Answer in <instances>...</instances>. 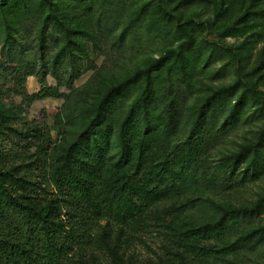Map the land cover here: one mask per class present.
<instances>
[{
  "label": "rangeland",
  "instance_id": "1",
  "mask_svg": "<svg viewBox=\"0 0 264 264\" xmlns=\"http://www.w3.org/2000/svg\"><path fill=\"white\" fill-rule=\"evenodd\" d=\"M148 86L145 161L111 175ZM80 166L121 222L69 264H264V0H0V169L65 218Z\"/></svg>",
  "mask_w": 264,
  "mask_h": 264
},
{
  "label": "trees",
  "instance_id": "2",
  "mask_svg": "<svg viewBox=\"0 0 264 264\" xmlns=\"http://www.w3.org/2000/svg\"><path fill=\"white\" fill-rule=\"evenodd\" d=\"M149 69L138 72L137 76L143 73L150 76ZM15 93L32 101L50 96L45 90L25 95L16 89ZM152 96L148 86L146 93L132 104V119H128L122 132V155L109 167V174H122L132 164L135 153L140 164L145 161V148L141 144L153 132L141 133L135 115ZM85 173L81 166L78 170L69 167L57 178V187L67 203L70 201L64 195L67 192L77 199L76 205L67 204L69 209L64 218L60 198L56 204L53 199L33 195L31 191L19 194L7 183L9 172L0 169V264H69L73 248L90 243V231L95 224L107 221L113 229L112 224L121 222L122 201L110 196L93 175L86 177ZM150 183L144 180L143 187L149 188Z\"/></svg>",
  "mask_w": 264,
  "mask_h": 264
}]
</instances>
